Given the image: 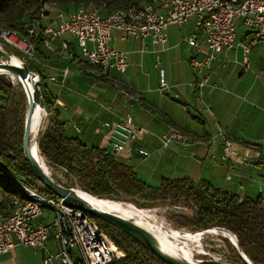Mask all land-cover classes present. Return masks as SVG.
Here are the masks:
<instances>
[{
    "label": "crops",
    "instance_id": "crops-1",
    "mask_svg": "<svg viewBox=\"0 0 264 264\" xmlns=\"http://www.w3.org/2000/svg\"><path fill=\"white\" fill-rule=\"evenodd\" d=\"M53 17L51 14L43 23H52ZM194 33V20L172 25L168 43L156 46L145 39H123L124 33L115 30L113 46L128 53L130 65L125 73L111 69L103 78L95 76L76 39H67L65 34L52 48H35L32 44L33 58L38 61L34 64L41 73L37 75L45 77L55 97V107L68 134L78 136L88 146L111 152L99 123L127 114L155 134L173 124L204 142L186 148H160L158 137L148 133L139 142L151 151L149 157L129 152L116 155L148 185L159 187L162 179L187 178L196 183L205 179L242 197L261 195L264 205V43L252 49L249 71L240 65L245 54L241 48L222 52L220 60L212 64L210 85L199 98L194 87L199 76L190 63L194 49L187 42ZM237 37L238 41H248L250 35L239 27ZM64 41L70 46L68 51L63 49ZM65 68L69 73L62 83ZM160 69L166 72L167 90H160ZM52 76L57 80L52 81ZM225 139L234 145L228 158L222 159ZM46 249L56 253L58 242L49 238ZM47 251L16 245L0 255V264H41ZM53 264L61 263L55 260Z\"/></svg>",
    "mask_w": 264,
    "mask_h": 264
},
{
    "label": "built area",
    "instance_id": "built-area-1",
    "mask_svg": "<svg viewBox=\"0 0 264 264\" xmlns=\"http://www.w3.org/2000/svg\"><path fill=\"white\" fill-rule=\"evenodd\" d=\"M51 14L54 15L52 23L31 26L29 35H41L44 45L52 48L56 39L71 34L82 57L98 78L105 77L111 69L125 73L130 65L128 53L113 46V31H122L123 39H145L153 45L165 46L169 41L170 26L194 20L195 33L187 38V42L194 49L190 63L199 76L194 82L199 98L204 88L210 85L212 64L220 60L222 52L241 48L245 54L240 65L244 71H249L252 49L264 43V0H148L139 6L118 9L106 15H102L101 8L92 6H83L69 13L54 4H46L41 18L44 20ZM239 27L249 33L248 41H238ZM0 44L28 48L33 53V46L27 39L17 31L1 26ZM69 48L64 41L63 49L68 51ZM156 57L159 64L160 58ZM68 73L69 69L65 68L62 83ZM50 79L57 80L55 76ZM159 86L160 90L170 87L164 69L159 72ZM106 108L109 110L110 106ZM98 128L106 146L115 155L129 152L149 157L151 151L139 142L148 133L158 137L160 148L204 144L173 124L155 134L146 126L137 124L129 114L118 120H102ZM233 145L232 140L225 139L226 153L222 159L228 158ZM2 169L22 188L25 196H14L8 209H0V255L10 252L16 245L47 251L46 242L53 237L59 249L56 253L47 251L41 264H53L56 259L61 264H110L126 256V251L101 229L80 203H68L56 195L48 196L17 174ZM58 184L63 186L60 182ZM4 199L0 193V203Z\"/></svg>",
    "mask_w": 264,
    "mask_h": 264
},
{
    "label": "trees",
    "instance_id": "trees-1",
    "mask_svg": "<svg viewBox=\"0 0 264 264\" xmlns=\"http://www.w3.org/2000/svg\"><path fill=\"white\" fill-rule=\"evenodd\" d=\"M146 1L148 0H0V26L17 31L21 37L38 48L40 45L45 46L41 35L30 36L28 29L33 25L43 26L41 13L46 4L58 5L57 7L67 9L65 11L69 13L83 6H92L101 8V13L105 11L108 14L118 9L139 6ZM5 48L11 50L9 45H5ZM12 53L16 54L11 52L7 55ZM26 66L41 74L33 63H27ZM7 77L22 85L15 74L0 75V193L5 197L0 203V209H8L14 196H25L22 188L2 167L38 187L46 195L55 197L54 193L39 183L24 152L23 137L28 104L26 94L23 89L15 88ZM40 90L44 107L52 119L39 139V147L51 163L66 166L72 175L76 173L80 178L93 180L91 191L98 194L110 191L115 183L131 190L154 189L162 196H186L195 201L198 209L194 218L181 216V226H191L195 231L211 226L226 228L229 232L232 231L236 241L238 238L242 250L252 262L264 264V205L261 195L242 197L218 188L205 179L198 183L187 178L162 179L159 187L148 185L138 177L133 167L120 162L114 153L100 147L88 146L78 136L68 134L55 107V97L42 75ZM93 158L98 161L93 163ZM86 162L91 164L86 165ZM90 216L126 251L124 258L110 264H166L124 230L103 219ZM165 248L170 250L166 245ZM240 260L242 261L241 256Z\"/></svg>",
    "mask_w": 264,
    "mask_h": 264
},
{
    "label": "rangeland",
    "instance_id": "rangeland-1",
    "mask_svg": "<svg viewBox=\"0 0 264 264\" xmlns=\"http://www.w3.org/2000/svg\"><path fill=\"white\" fill-rule=\"evenodd\" d=\"M58 6V5H57ZM67 10V9H65ZM73 8L70 9L72 11ZM65 37L67 39H72V35L67 33L65 34ZM1 45V44H0ZM2 49L5 53H11L14 52L18 55L20 59L23 60L24 65L27 63L34 64L38 63L33 58V53H30L28 51V48L26 49H18L15 47H10L11 50L5 48V46L1 45ZM1 60V57H0ZM35 65V64H34ZM17 77V76H16ZM8 78V77H7ZM18 78V77H17ZM11 83L15 86L17 89H23L22 86L18 83L13 81L12 79L8 78ZM19 79V78H18ZM21 82V80L19 79ZM22 83V82H21ZM23 84H25L23 82ZM24 91V90H23ZM26 97V95H25ZM27 101V97H26ZM28 103V102H27ZM28 105V104H27ZM51 115L47 112V115L43 119L41 129L39 133L36 136V140L39 144V139L42 136L43 132L51 122ZM40 149V154L44 158L46 164H48L49 171L51 176L59 183H61L66 188L76 187L81 188V190L89 196H93L96 198H103L107 200H114L119 201L128 204L129 206L137 209L134 206H137L139 209H151L153 214L155 215L157 222L159 224H163L165 227L169 229H175L180 231H191L195 232V229L191 226H181V221H183V218L181 216H185L188 218H194L196 216V212L198 209V205L195 203L194 200L187 198L186 196L180 195V196H162L159 192H157L154 189H138V190H131L126 187L118 186L117 184L113 183L112 188L110 191H103L102 193H94L91 191L93 180H85L83 178H80L79 175L74 173L73 175L69 172V169H67L66 166H56L53 163H51L43 154ZM93 163H96L98 159L93 158L91 159ZM91 164L87 163L86 165ZM39 183L43 186V184L39 181ZM96 186V185H95ZM88 191V192H87ZM90 192V193H89ZM92 193V194H91ZM220 226H211V228L208 229H214ZM207 229L198 230V231H205ZM157 232V231H155ZM224 232V231H223ZM232 232V231H231ZM226 235H228L226 232H224ZM161 239H164L167 241L165 244L170 249H173L176 251V246L174 243L166 238L163 235L155 234ZM201 241V242H200ZM59 247V245H58ZM193 248V255L196 259L202 260L207 258H216L222 261L227 262H235L241 264L242 261L240 260V254L238 252V249L235 248L234 244L226 237L223 238V236L220 235H214V234H207L203 237V239H199L198 242L192 244ZM197 251V252H196ZM52 253V252H51ZM54 253V252H53ZM57 260V259H56ZM252 264V262H250Z\"/></svg>",
    "mask_w": 264,
    "mask_h": 264
},
{
    "label": "water",
    "instance_id": "water-1",
    "mask_svg": "<svg viewBox=\"0 0 264 264\" xmlns=\"http://www.w3.org/2000/svg\"><path fill=\"white\" fill-rule=\"evenodd\" d=\"M0 69L10 70L15 72L16 74L23 77L27 80L30 76L35 75V72L31 71L28 66L24 64H17L14 63L11 59H9V55L5 53L3 50L0 49ZM0 75H5V73H0ZM36 78V77H35ZM22 88L27 97V110L25 115V127H24V137H23V148L26 154V157L30 161L31 167L36 174L38 180L48 188L54 195L64 198L68 203H75L78 202L81 204V208L87 212L88 214L103 219L114 226L124 230L134 239L143 243L147 249L153 253L156 257L162 260L166 264H239L235 262H227L222 261L216 258H207L202 259L198 262H190V261H182L179 260L162 250L160 247L157 239L154 235L149 232L144 227L126 220L116 214H113L108 211H101L89 207L87 204L80 201L74 194L73 187L66 188L64 186L59 185L42 167L41 163L35 157V150L38 148L39 152V144L37 142L36 148L32 145L33 139V120L35 117V113L37 110L38 103L41 102L43 104V97L41 95L40 90V77L37 75V78L34 79V89L32 90L30 87H27L25 84L22 83ZM223 236V235H221ZM225 237V236H223ZM238 242V241H237ZM238 245L240 250L238 252L242 258L241 264H250L252 260L248 257V255L242 250L239 242ZM252 264H255L252 262Z\"/></svg>",
    "mask_w": 264,
    "mask_h": 264
},
{
    "label": "bare ground",
    "instance_id": "bare-ground-1",
    "mask_svg": "<svg viewBox=\"0 0 264 264\" xmlns=\"http://www.w3.org/2000/svg\"><path fill=\"white\" fill-rule=\"evenodd\" d=\"M9 59H11L14 63L24 64L23 60L20 59L16 54H13V53L9 54ZM0 73H5L6 76H8V74H15L21 80L22 83L23 82L25 83L27 87H30L32 90L34 89V79L37 78V73H35V75L30 76L27 80H25L23 77H21L20 75L10 70L0 69ZM46 113L47 111L45 107L42 105L41 102H39L36 113H35V117L33 120L32 145L35 146V148L37 145L36 136L41 129V125H42L43 119L46 116ZM34 153H35L36 159H38V161L41 163L43 169L48 174H50L48 164H46L44 158L39 153L38 148H36ZM73 191H74L75 196L80 201L87 204L89 207H92L94 209L101 210V211L111 212L126 220H129L131 222H134L144 227L145 229H147L149 232H151L154 235V237L157 239L160 247L162 248L164 252H166L167 254L179 260L190 261V262L200 261L199 259H196L193 255L194 251L192 248V244L198 242L199 239L201 238L203 239V237L207 234H214V235H220V236L223 235L226 237V239L228 238L234 244L235 248L237 247L240 250V247L237 242L238 238L236 241L233 234L229 232L230 230L228 231V229L226 228L217 227L214 229L212 228V229H207L205 231H195V232H191L187 230L180 231V230H175V229H169L165 227L163 224H159L157 222V219L155 215L152 213L153 211L151 209L138 210L123 202L107 200L103 198H96L93 196L85 195V193L81 190V188L74 187ZM223 231L226 232L229 236L226 235ZM155 234L163 235L169 240H171L176 246V251L173 249L169 250L165 248V244L167 243V241H165L164 239H161Z\"/></svg>",
    "mask_w": 264,
    "mask_h": 264
}]
</instances>
